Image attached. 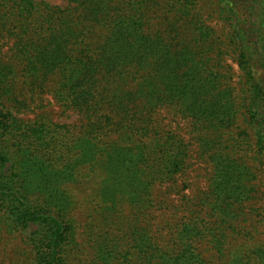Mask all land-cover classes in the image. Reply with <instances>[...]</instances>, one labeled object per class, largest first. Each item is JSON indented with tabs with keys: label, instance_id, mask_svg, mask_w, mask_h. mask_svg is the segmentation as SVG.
I'll use <instances>...</instances> for the list:
<instances>
[{
	"label": "trees",
	"instance_id": "trees-1",
	"mask_svg": "<svg viewBox=\"0 0 264 264\" xmlns=\"http://www.w3.org/2000/svg\"><path fill=\"white\" fill-rule=\"evenodd\" d=\"M64 1L0 0V256L19 233L29 264H264V0ZM185 136L210 184L173 209Z\"/></svg>",
	"mask_w": 264,
	"mask_h": 264
},
{
	"label": "rangeland",
	"instance_id": "rangeland-1",
	"mask_svg": "<svg viewBox=\"0 0 264 264\" xmlns=\"http://www.w3.org/2000/svg\"><path fill=\"white\" fill-rule=\"evenodd\" d=\"M51 4H59V5H65L66 1L64 0H47ZM205 5L212 4L211 0H200ZM212 23H216V29L218 31H224V23L221 20L213 19L211 21ZM230 64L233 67V70L235 71V79H240V71L238 69L237 63L235 59L229 58ZM45 109L49 111L53 119L60 123H70L75 122L79 119V116L76 112L71 110H65L60 106L59 103L56 102L54 98H52L50 95L46 96L45 98ZM16 112L17 116L23 117V118H31L33 116V112L30 110H22V112ZM167 121V120H166ZM179 123V124H177ZM173 126H179L180 129H183V132L185 133L187 129V125L181 121V122H174L172 121ZM188 140L193 142L192 144V156L190 159V165L186 169L185 173L182 176V180L184 181L185 188L183 191L179 194L171 193L168 197L170 200L167 203L171 208L174 209V207H178L181 202V196L186 195L187 197L194 198L195 196H198L202 194L204 191L208 190V186L210 184V177H211V167L208 163L203 161L198 154V148L196 147L195 141L192 139H189L188 136H185ZM256 166L255 172L257 173V185L259 189L258 197L256 202V207L258 208V229H259V240L264 242V165H261L259 163H254ZM183 184V185H184ZM165 186L160 187L159 193H162L161 197H166L167 194L164 193ZM77 195L79 199H86L89 195L90 188L88 187H82L79 186L77 188ZM88 205L84 204L83 206H76V208L73 211V217H74V223L76 226L75 230V237L76 241L80 245L81 249L84 250V253H87L88 255L92 254L91 245L92 242L88 241L87 232L89 230L90 225V217L87 216L88 209L86 208ZM172 214H175V212H172ZM171 214V215H172ZM180 215V214H179ZM162 225L164 223L162 222ZM6 239V247L5 252L2 253L0 256V260L2 264H29L28 263V248L26 247L22 236L19 233H13L12 235L5 236ZM88 251V252H87Z\"/></svg>",
	"mask_w": 264,
	"mask_h": 264
}]
</instances>
